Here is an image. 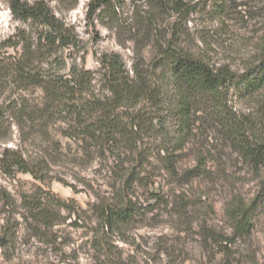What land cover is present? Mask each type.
Masks as SVG:
<instances>
[{
	"label": "rangeland",
	"instance_id": "rangeland-1",
	"mask_svg": "<svg viewBox=\"0 0 264 264\" xmlns=\"http://www.w3.org/2000/svg\"><path fill=\"white\" fill-rule=\"evenodd\" d=\"M46 1L82 40L83 50L67 60L68 68L76 61L95 72L96 94L104 93L99 72L103 55H120L131 75L135 68L149 70L168 41L203 57L213 68L238 74L264 56V0H230L225 5L219 0H173L189 8L190 13L181 14L158 11L152 0H125L116 20L96 17L92 23L87 19L90 0H79L73 10H67L72 0L64 5ZM10 2L0 0V42L19 30L33 32L14 19ZM149 17L153 22L144 30L139 21ZM21 99L32 106L42 104L43 93L0 88V106ZM226 101L228 118L252 126L264 138V90L243 95L232 89ZM200 111L197 135L180 166L196 164L195 149L206 151L209 176L174 183L161 170L159 146L148 145L153 158L142 176L152 183L136 186L130 196L133 220L113 229L105 227L101 208L117 203L120 179L129 166L112 154L88 157L80 144L58 133L59 125L48 129L47 140L40 126L6 113L0 160L6 149H21L52 164L44 184L29 175L10 177L0 168V264H264V177L225 139L212 109L205 105ZM54 141L62 143V152L54 149ZM39 196H44L48 211L36 204ZM236 197L260 205L247 237H236L227 217Z\"/></svg>",
	"mask_w": 264,
	"mask_h": 264
},
{
	"label": "trees",
	"instance_id": "trees-1",
	"mask_svg": "<svg viewBox=\"0 0 264 264\" xmlns=\"http://www.w3.org/2000/svg\"><path fill=\"white\" fill-rule=\"evenodd\" d=\"M59 1L63 5L71 2ZM152 1L163 13H190L180 1ZM219 1L225 5L230 0ZM124 2L90 0L88 22L96 17L116 20L117 9ZM78 3L72 0L67 10L75 9ZM10 10L14 19L28 24L33 32L19 30L0 42V88L10 87L22 93L40 89L43 101L32 106L21 99L0 106V130L6 113L22 123L40 126L47 140L51 136L48 129L59 125L58 133L80 144L88 157L112 154L121 165H128V174L120 179L117 203L101 208L106 228L131 222L135 206L130 196L137 185L149 187L152 183V179L142 176L152 157L148 145L159 146L161 170L174 183L185 185L209 176L206 151L192 150L196 164L180 166L182 157L191 151L200 108L205 105L214 112L232 148L255 174L264 177V138L252 126L226 116L229 91L254 95L264 90V56L238 74L227 67L213 68L203 57L168 41L161 45L149 70L135 68L131 75L120 55H103L99 72L104 93L100 95L95 91V72L76 61L68 68L67 60H75L74 54L83 50V42L75 28L59 18L46 0H11ZM149 19L139 21L142 29L153 22ZM54 149L62 152L64 148L61 142L54 141ZM51 164L47 158L32 157L21 149H6L0 160L6 175H29L41 184L48 181ZM42 200L44 196H39L35 202L48 211ZM259 206L256 201L247 203L238 197L229 204L226 213L236 237L251 235Z\"/></svg>",
	"mask_w": 264,
	"mask_h": 264
}]
</instances>
